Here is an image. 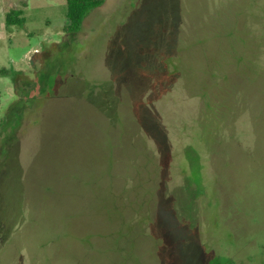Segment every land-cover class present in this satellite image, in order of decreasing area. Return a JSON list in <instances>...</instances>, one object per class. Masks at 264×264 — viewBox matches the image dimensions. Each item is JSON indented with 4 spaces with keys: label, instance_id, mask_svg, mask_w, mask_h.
<instances>
[{
    "label": "rangeland",
    "instance_id": "obj_1",
    "mask_svg": "<svg viewBox=\"0 0 264 264\" xmlns=\"http://www.w3.org/2000/svg\"><path fill=\"white\" fill-rule=\"evenodd\" d=\"M104 1L0 0V264H264V0Z\"/></svg>",
    "mask_w": 264,
    "mask_h": 264
},
{
    "label": "trees",
    "instance_id": "obj_2",
    "mask_svg": "<svg viewBox=\"0 0 264 264\" xmlns=\"http://www.w3.org/2000/svg\"><path fill=\"white\" fill-rule=\"evenodd\" d=\"M104 2V0H65L66 19L68 23L64 32L68 35H75L80 32L85 20L90 16L93 11L100 9L103 6ZM20 14V11L14 10L7 12L5 14V25L9 26L16 24L22 26L23 19L19 17ZM52 47H54V44L52 45ZM15 82L16 88L18 86H23L25 88V86L32 81L27 79L26 76L23 75V73L18 72L16 73ZM229 264L232 263L229 262Z\"/></svg>",
    "mask_w": 264,
    "mask_h": 264
},
{
    "label": "crops",
    "instance_id": "obj_3",
    "mask_svg": "<svg viewBox=\"0 0 264 264\" xmlns=\"http://www.w3.org/2000/svg\"><path fill=\"white\" fill-rule=\"evenodd\" d=\"M4 14H6V13H4ZM4 14H3V15H4Z\"/></svg>",
    "mask_w": 264,
    "mask_h": 264
}]
</instances>
